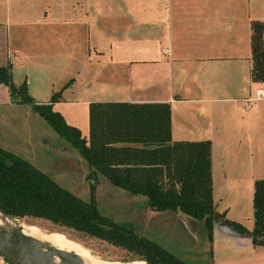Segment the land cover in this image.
I'll return each mask as SVG.
<instances>
[{
  "label": "crops",
  "instance_id": "0c3cea01",
  "mask_svg": "<svg viewBox=\"0 0 264 264\" xmlns=\"http://www.w3.org/2000/svg\"><path fill=\"white\" fill-rule=\"evenodd\" d=\"M256 20L264 24V0H0V65L37 103L60 93L53 109L87 139L93 104L169 103L172 142H211L216 211L253 230L255 181L264 179V82L252 77ZM50 127L0 84L1 147L44 167L49 146L57 149ZM98 179L96 190L105 184L143 201L148 229L156 213L167 214L159 224L197 220L152 210L146 196ZM210 250L212 264H264V244L217 227Z\"/></svg>",
  "mask_w": 264,
  "mask_h": 264
},
{
  "label": "trees",
  "instance_id": "16d2710c",
  "mask_svg": "<svg viewBox=\"0 0 264 264\" xmlns=\"http://www.w3.org/2000/svg\"><path fill=\"white\" fill-rule=\"evenodd\" d=\"M252 77L264 82V24L252 23ZM0 84L15 102L28 103L89 164L90 199L62 186L30 160L0 146V208L12 218L39 217L134 251L150 264H186L127 224L104 215L95 193L99 175L134 195L148 198L155 211H181L203 221L210 240L216 223L233 226L264 244V179L255 181L253 230L226 220L215 209L211 142H172L169 103L93 104L89 139L49 103H37L27 83L17 85L11 67L0 65ZM122 143L123 145L118 146Z\"/></svg>",
  "mask_w": 264,
  "mask_h": 264
},
{
  "label": "rangeland",
  "instance_id": "374dc122",
  "mask_svg": "<svg viewBox=\"0 0 264 264\" xmlns=\"http://www.w3.org/2000/svg\"><path fill=\"white\" fill-rule=\"evenodd\" d=\"M50 129L54 131L57 137L56 139H52L57 149L55 150V147L50 145L49 147L52 148V151L46 157L49 160L44 162V167L38 168L49 173L65 188L72 190V192L83 199L89 200L91 193L89 182L86 179L88 175V172H86V162L84 160L82 162V156H79L78 150L68 140L60 136L52 127ZM95 198L100 211L104 215L116 222L133 227L138 234L145 236L144 233H147L146 237L160 244L184 263L212 264L210 238L203 221L196 220L195 223L190 224L179 218L178 222L176 219L173 220V217L169 215L170 218H167L164 223L159 224L158 222L155 223V221L165 220L167 214L156 213L154 221L148 229L146 225L142 226L143 220H146L150 214L143 201H137L134 198L127 199L121 193L111 190L105 184H102L96 190ZM132 201H135L133 208ZM132 211H135V213L133 214ZM10 218L14 224L12 229H17L25 224L26 228L36 231L40 230L39 232L41 233L62 235L79 246L82 249L83 255L88 257L92 255L101 261L108 262L145 261L147 264H150L145 258L134 251L114 245L107 240L88 235L74 228L57 224L48 219L32 216ZM52 245L57 247L54 244Z\"/></svg>",
  "mask_w": 264,
  "mask_h": 264
},
{
  "label": "water",
  "instance_id": "95a60500",
  "mask_svg": "<svg viewBox=\"0 0 264 264\" xmlns=\"http://www.w3.org/2000/svg\"><path fill=\"white\" fill-rule=\"evenodd\" d=\"M0 213L4 219L12 220L1 208ZM216 227L225 234L239 237L251 235L237 231L233 226L216 223ZM13 228V227H12ZM23 227L11 229L9 236L0 235V255L4 256L12 264H50L46 255H53L57 259L56 264H76L69 260L63 252L46 241L30 242L23 233Z\"/></svg>",
  "mask_w": 264,
  "mask_h": 264
},
{
  "label": "bare ground",
  "instance_id": "6f19581e",
  "mask_svg": "<svg viewBox=\"0 0 264 264\" xmlns=\"http://www.w3.org/2000/svg\"><path fill=\"white\" fill-rule=\"evenodd\" d=\"M13 223L10 219H4V216L0 213V235L5 237L9 236V233L13 227ZM24 236L30 242L46 241L56 245L63 254L72 262L76 264H147L145 261H134V262H108L101 261L95 256L90 257L83 255L82 249L67 240L64 236L54 233H41L31 228H26L25 224L22 225ZM46 259L50 264H56L57 259L53 255H46Z\"/></svg>",
  "mask_w": 264,
  "mask_h": 264
},
{
  "label": "built area",
  "instance_id": "2783aa9c",
  "mask_svg": "<svg viewBox=\"0 0 264 264\" xmlns=\"http://www.w3.org/2000/svg\"><path fill=\"white\" fill-rule=\"evenodd\" d=\"M264 97V93L263 94H260L258 95V98H262ZM6 263H9V261L2 255H0V264H6Z\"/></svg>",
  "mask_w": 264,
  "mask_h": 264
}]
</instances>
